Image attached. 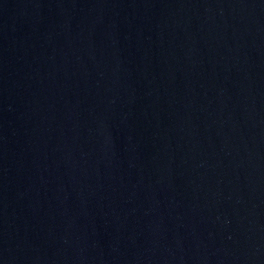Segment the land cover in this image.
I'll return each mask as SVG.
<instances>
[{
    "label": "water",
    "instance_id": "95a60500",
    "mask_svg": "<svg viewBox=\"0 0 264 264\" xmlns=\"http://www.w3.org/2000/svg\"><path fill=\"white\" fill-rule=\"evenodd\" d=\"M0 264H264V0H0Z\"/></svg>",
    "mask_w": 264,
    "mask_h": 264
}]
</instances>
